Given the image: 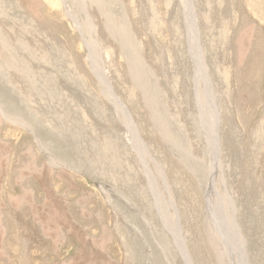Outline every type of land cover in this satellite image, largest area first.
<instances>
[{
  "label": "rangeland",
  "instance_id": "obj_1",
  "mask_svg": "<svg viewBox=\"0 0 264 264\" xmlns=\"http://www.w3.org/2000/svg\"><path fill=\"white\" fill-rule=\"evenodd\" d=\"M182 2L0 0V264H264V20L190 0L215 148Z\"/></svg>",
  "mask_w": 264,
  "mask_h": 264
},
{
  "label": "bare ground",
  "instance_id": "obj_2",
  "mask_svg": "<svg viewBox=\"0 0 264 264\" xmlns=\"http://www.w3.org/2000/svg\"><path fill=\"white\" fill-rule=\"evenodd\" d=\"M216 1V0H214ZM247 2V6H248V9L250 11L251 14H253L254 17L256 18H259L260 20H264V0H246ZM183 5H184V11H185V15H186V33H187V41H188V46H189V54L190 56L192 57L194 63H195V66H196V83L200 84L201 81H203L204 85H205V88H206V101L207 104V107L205 109V111L203 110V114L208 113V114H211V116H209L210 118H208L207 122L205 120V123H208L210 122V119L212 121H214L212 124H213V128H214V134L212 136V145H214L215 148H217L216 146V126H217V117H216V114H217V110L216 108L214 107V104L212 103L213 102V97L209 91V87H208V82H207V78H206V72H205V68L203 66V63H202V56H201V52H200V47L198 46V38H197V33H196V26L194 24V17H193V11H192V7H191V2L190 0H183ZM230 18L226 17L225 20L223 18L222 20V24H221V27H222V33H224L225 31H227L226 29L229 27V21ZM219 21V20H218ZM232 27V26H230ZM230 30V29H229ZM224 31V32H223ZM206 32V31H205ZM221 34V32H220ZM118 36V35H117ZM221 36V35H220ZM223 38V37H222ZM122 40V39H121ZM223 40V39H222ZM98 71V70H97ZM209 79V78H208ZM204 88V89H205ZM205 98V96H204ZM199 101V100H198ZM203 101V100H202ZM204 103V102H203ZM202 110V109H201ZM200 113V114H201ZM202 114V115H203ZM212 129V128H211ZM131 130V129H130ZM213 130V129H212ZM206 131V130H205ZM210 131V130H208ZM130 132V131H129ZM135 133V132H133ZM210 133V132H209ZM213 133V132H212ZM133 135V134H132ZM207 135V134H206ZM134 136V135H133ZM209 136V135H208ZM210 137V136H209ZM134 138V137H133ZM211 139V138H210ZM209 139V140H210ZM137 142V141H136ZM137 144V143H135ZM134 144V145H135ZM173 146V145H172ZM142 148V147H141ZM145 153V152H144ZM216 155V154H215ZM143 156V155H142ZM215 158V157H214ZM213 158V159H214ZM214 165L216 167L217 165V161L214 160ZM214 167V169H216ZM212 169V168H211ZM210 196V195H209ZM210 198V197H209ZM212 200V199H210ZM214 202V201H213ZM224 204V203H223ZM225 205V204H224ZM223 205V206H224ZM228 206V205H227ZM212 209H213V206H212ZM216 209V208H215ZM220 210V209H219ZM219 212L217 213V215L215 214L216 216V219H217V222H218V225L222 228V229H225V231H228V238L225 236L227 242L229 241L230 245L228 246L229 249H227L226 251H233V253H236L237 254V263L239 264H246L245 262V258H244V252H243V241L241 239V236H240V233H239V230L236 228V224L234 225V222L233 221H228L226 222L225 226H223V223H225L224 221V217H226V214H227V208H223V210H221V214L219 215ZM229 216V214H228ZM228 218V217H227ZM236 222V221H235ZM216 228V227H215ZM218 230V229H216ZM177 231V230H176ZM223 232V231H221ZM227 233V232H225ZM249 237V236H248ZM254 237V236H253ZM230 238V239H229ZM232 241V242H231ZM227 248V247H226ZM235 257V256H234ZM230 261V260H229ZM231 264V263H230Z\"/></svg>",
  "mask_w": 264,
  "mask_h": 264
}]
</instances>
